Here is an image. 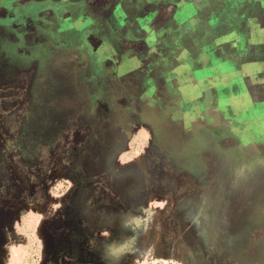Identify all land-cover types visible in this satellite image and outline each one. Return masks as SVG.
<instances>
[{
  "label": "rangeland",
  "instance_id": "1",
  "mask_svg": "<svg viewBox=\"0 0 264 264\" xmlns=\"http://www.w3.org/2000/svg\"><path fill=\"white\" fill-rule=\"evenodd\" d=\"M127 2L0 0V264H264V0Z\"/></svg>",
  "mask_w": 264,
  "mask_h": 264
},
{
  "label": "flooded vegetation",
  "instance_id": "2",
  "mask_svg": "<svg viewBox=\"0 0 264 264\" xmlns=\"http://www.w3.org/2000/svg\"><path fill=\"white\" fill-rule=\"evenodd\" d=\"M137 0H128V2H127V6L128 7H126V5L125 4H122V8L123 9H129V11H131V10H134L135 11V8H136V4H137V2H136ZM259 3H257V4H261V2L260 1H258ZM256 4V6L258 7V5ZM149 5H151V4H149ZM146 7V6H145ZM259 8V7H258ZM143 13H142V17H144L145 15H146V12L145 11H142ZM203 12H205V10H203ZM262 50V49H261ZM263 52V51H262ZM264 53V52H263ZM264 57V55L262 56V58ZM256 60H257V63L258 62H260V64H263L264 65V61L263 60H261V59H257L256 58ZM264 72V71H263ZM178 77V76H177ZM178 80H180V82H183V83H191V85L193 84V81L192 80H190V79H188V78H178ZM147 95H148V93L146 92L145 93V95L143 96V98L145 99L146 97H147ZM142 98V99H143ZM149 107H145V109H148ZM145 112H146V114H145V116H142V119L144 120L143 122H142V124H146V125H148V126H152V124H160V122L161 123H164L163 121H162V118H160V117H158V116H156V115H154L153 114V112L152 111H150V109L149 110H145ZM142 113H143V110H142ZM189 115L187 116V117H184V116H182L181 115V120L183 121V122H185V125H187V123H189V122H191V123H193V122H195L196 120H199L198 118H196V114H197V112H196V109H194L192 106L189 108V110H188V112H187ZM202 119H201V122L203 123L204 121H206L208 118H206L205 116L204 117H201ZM170 118H168L166 121H167V123H169V122H171L170 120H169ZM190 119V120H189ZM165 121V122H166ZM171 123H173V122H171ZM175 126H178L176 123H173ZM181 126V125H180ZM153 136H156L154 133H153ZM163 136H166V134L165 135H163ZM190 136H205V135H203L202 133H196V132H193L192 134H190ZM0 238H1V236H0Z\"/></svg>",
  "mask_w": 264,
  "mask_h": 264
}]
</instances>
